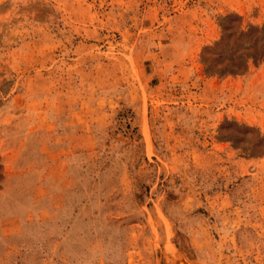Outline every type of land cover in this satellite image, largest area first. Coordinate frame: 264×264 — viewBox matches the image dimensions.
Listing matches in <instances>:
<instances>
[{
  "label": "rangeland",
  "instance_id": "obj_1",
  "mask_svg": "<svg viewBox=\"0 0 264 264\" xmlns=\"http://www.w3.org/2000/svg\"><path fill=\"white\" fill-rule=\"evenodd\" d=\"M170 247L264 264V0H0V264Z\"/></svg>",
  "mask_w": 264,
  "mask_h": 264
},
{
  "label": "bare ground",
  "instance_id": "obj_2",
  "mask_svg": "<svg viewBox=\"0 0 264 264\" xmlns=\"http://www.w3.org/2000/svg\"><path fill=\"white\" fill-rule=\"evenodd\" d=\"M171 249L169 250L167 249L168 257L166 258L167 260L165 261L164 264H206L203 262H199L198 260L193 259V258L190 261H184L187 257L185 258L180 252L176 251V249L174 250L173 249L171 250Z\"/></svg>",
  "mask_w": 264,
  "mask_h": 264
},
{
  "label": "water",
  "instance_id": "obj_3",
  "mask_svg": "<svg viewBox=\"0 0 264 264\" xmlns=\"http://www.w3.org/2000/svg\"><path fill=\"white\" fill-rule=\"evenodd\" d=\"M183 255V254H182ZM185 258H186V256L185 255H183ZM183 256H182V258H183ZM192 258H186L184 261H190ZM204 263V262H203Z\"/></svg>",
  "mask_w": 264,
  "mask_h": 264
}]
</instances>
